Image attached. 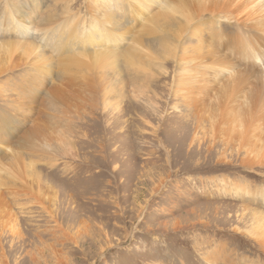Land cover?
<instances>
[{
	"label": "rangeland",
	"instance_id": "374dc122",
	"mask_svg": "<svg viewBox=\"0 0 264 264\" xmlns=\"http://www.w3.org/2000/svg\"><path fill=\"white\" fill-rule=\"evenodd\" d=\"M9 2L21 13L34 6L36 12L29 14L35 22L47 15L50 22L68 20V28L73 19L83 18L73 26L83 32L89 28L95 36L107 34V25H89L90 0H0V20L1 12L14 10L6 7ZM232 2L239 0L124 2L125 10L138 9L128 25V16L118 13L115 27L124 40L120 37L113 48L111 38L73 51H87L90 57L101 48L120 55L115 68L121 89L113 80L105 90L94 68L75 73L73 65L76 69L66 73L56 65L60 55L44 43L48 38L21 21L19 12L8 18L9 27L0 23V264H208L207 251L219 245L229 258L237 255L236 262L243 255L264 263V253L246 233L260 225L253 215L264 211V203L244 189H264L263 145L251 155L261 168L250 169L251 164L242 163L248 158L246 145L234 141L233 134L234 125L242 124L239 111L255 113L241 102L251 84L264 79V32L242 48L234 23L218 19L220 12H230ZM103 11L100 3L98 19ZM19 23L21 32L14 31ZM197 26L211 27L202 36L213 43L212 54L200 61H223L225 68L200 99L190 97L195 106L188 109L175 93L176 75L179 48L191 37L186 30ZM172 32L171 40L182 36L168 59L162 52L170 42L156 38ZM134 38L149 46L142 48ZM230 38L234 43L228 46ZM22 41L35 48L15 47ZM9 48L13 61L23 54L35 66L51 61L40 84L37 67L29 72L28 60L10 65ZM230 49L237 55L229 63ZM65 50L63 55L69 53ZM127 52L142 57L127 63ZM244 53L245 61L262 67L250 69L252 74L240 72ZM256 56L262 61H255ZM59 68L62 76L57 77ZM29 73L35 81L29 80V87L38 85L30 113L10 116L16 82L27 80ZM145 84V93L135 97V88ZM52 86L60 87L58 97L49 95ZM224 177L231 181L226 193Z\"/></svg>",
	"mask_w": 264,
	"mask_h": 264
},
{
	"label": "bare ground",
	"instance_id": "6f19581e",
	"mask_svg": "<svg viewBox=\"0 0 264 264\" xmlns=\"http://www.w3.org/2000/svg\"><path fill=\"white\" fill-rule=\"evenodd\" d=\"M90 1H91V5L93 6H92V11L89 12L90 15H88L90 16L89 25L93 24L94 21H96V24L98 25V27L100 26V28H103V29L105 28V25H107V30H106L107 34L105 33L106 34L105 36L103 35L104 32L98 31V34L95 36L94 33H91V31H89L88 27H86L88 28V31L85 29V31L83 32L82 29H79V28L77 29V27L73 26V23L76 21H77L76 25L80 24L81 21L84 22L83 18L77 19L76 21L73 19L72 23L69 24L68 28H65L66 25H64L66 23H69L68 20L59 22V19H55L53 22H50L47 15H41L40 18L36 20L37 22H35L34 17H30L32 13L34 14L36 12V9L34 8V6L33 8L30 7L29 9V12H32V13L29 14V12H27L28 9L21 13L19 12L20 10L15 9V6H13L12 3L10 2L7 3L6 7L14 8V10L12 11V13L9 11L1 12L2 18L0 20V23L6 24L7 25L6 27H9V22H7L8 18H11V19L14 18L13 16H15L19 12L18 17L21 18V21L25 22V24H27V26H29L30 28L33 27L36 32L38 33L40 32V34L43 33L44 34L42 36L43 40L44 38H48L46 41H44V43H46L47 46H50L51 44L56 54L60 55L58 57L60 59H57L56 65H60V68L65 67L63 70L66 71V73H68L71 67L75 69L77 67V70L75 73H78L82 70L87 71V72H92V70L95 69L96 72L99 75H101V77L99 78V83L102 86H105V90H108V88L106 87L112 86L115 83V82L112 83L113 80L118 81L117 84L119 85V88L121 89L123 84H122V81L119 80V78L121 79V77L119 73L116 72V68H115L116 62L118 61L120 55H115L112 51L101 49V48L99 49L100 52L98 50H96L95 53L92 52L90 54V57L86 55L87 51H84V52L82 51L73 52V51L74 49L77 48V46L82 47L85 44H89L93 46V45L99 44L100 41H103V40L107 42L109 41V39L111 40V38L114 39V41L112 42V48H113L115 46V42H117L120 39V37H121V40H124L123 39L124 37L122 36V34L118 33L119 28L115 27L116 26L115 21L118 19L119 17L118 13L121 11L124 16L125 15L128 16L126 17V20L128 22L127 25L130 24L132 20L135 21L134 18H132V14L138 15V9L135 8L134 10L130 11L129 9L126 8L125 10L123 8V4L124 2L129 3L131 1L136 2L138 0H126V1L125 0H90ZM113 2H116V4H113ZM100 3L104 11H103V14L100 16V18L98 19L96 15V11L98 8H100ZM87 9L88 10L91 9V6H89V8ZM70 17H72V15ZM223 18H225L229 22L232 21L235 27L238 28L240 32L239 45H241L242 48L246 49L252 43L250 39L254 40L256 39V37H260V33L264 32V0H239V2H232L230 5V12H220L219 13L218 19H223ZM21 26L22 24L19 23V25H16L13 30L17 32L18 31L21 32L20 31L22 28ZM209 28L211 27L201 28L197 26L194 28H187L186 33L190 34L191 36L190 40L187 43V45L186 44L184 45L182 49L179 48L180 50L179 61H180L181 68H179V73L176 75L177 86H176L175 93L181 96V97L179 96L181 98V104L184 107H187L188 109L195 106V104L191 102L190 97H195V99L197 100L200 99L203 93L207 91L208 89L207 85L209 83L210 84L216 83L220 75H222L223 69L225 68V62L223 61L213 60V61L206 62L204 64L200 61L201 56L203 55L209 56L212 54V51H210V49H212L213 43L209 42L206 36H202V35H205L206 30H209ZM26 29L27 28L25 27V30ZM26 31L23 32V35H25V37L27 35ZM182 31H179V32L181 33ZM63 34L65 36L61 37V42L60 43L57 42L54 44V41L56 40V38L58 37L57 40L60 41L59 36H62ZM172 35H173V32L168 35L159 36V39L158 37L156 38V40H159V41L165 40V41L170 42L171 47L168 48L167 50H163L162 52V54L166 56V58L168 59H171L169 58L170 56L173 57L172 48L174 49L179 44V39L182 36V34H180L175 37V40H171ZM97 36L99 37L98 40L96 39ZM139 40H136L134 38L132 42L139 43V45H141L142 48L149 46L146 44L143 45L142 40L140 41ZM233 43H234V39L230 38L227 45L230 46ZM106 45H104V48L106 47ZM15 47L24 48V49L26 48L27 51L35 48L33 46V42L30 43L27 41L18 42L15 45ZM64 47L66 48L65 51H69V53L66 52V55L62 54L64 52ZM146 50H149V49H146ZM11 51L12 50L9 48V54L8 53L6 54L7 56L6 58L9 59V63H11L10 65L13 68L20 66L18 65L20 64L18 63L20 60H21V65H25L26 62L24 60H28V57H30L28 56V54H23V57L19 56V58L16 61H13L11 60L13 56L12 55L13 53H11ZM229 51L231 52V56H232V57L228 56V62L230 63L234 61V60H231V58L234 59L233 57H235L236 53L234 52L233 49H230ZM40 56L41 55L39 53V55H37L36 58ZM61 57L66 58V60H61ZM141 57L142 56H140V54H137V58L133 55L131 56L130 52H127V55H125V58L127 59L126 60L127 63H132V61L137 60ZM242 57H243L242 64H241L242 69L240 72H242L243 70H248V71L250 69L254 70L261 66L256 63H249L245 61L244 58L247 57L246 53H244ZM250 57L254 58V55H251ZM85 58H88V61ZM147 58H148V61H152L153 59H155L151 55V51L148 52ZM258 60L260 62L262 61L260 56L255 57V61H258ZM28 62H29L28 64L31 66L29 72H31L33 68L37 67L36 70L38 74L35 76V80H37V84H40V81L46 77L45 75L46 73L43 72L45 65L49 64V62L51 61H48V60L46 62L44 61L45 65L40 64L37 66L33 65V62H31V60H28ZM171 63L167 62L165 64H171ZM73 65H75L76 67ZM250 65H253L255 67L251 68ZM60 68L58 69L56 73L57 77L62 76V72L60 71ZM4 69L6 68L4 67ZM203 71H206L207 73L203 74ZM259 72H262V71H259ZM242 73L247 74L248 72H242ZM249 73L252 74L253 72L249 71ZM48 76H49V73H48ZM246 77L243 76L241 78L244 79ZM255 77L257 76L255 75ZM22 78L20 79L19 82H16L17 84L15 86V89H13L14 100L9 105L10 116H12V113L13 114L15 113V115H20V116H24L26 113L27 114L30 113V111H27V109L30 108L32 102L34 101V98L37 95L36 88L38 85H36V88L33 89L29 87L30 83H28L32 80L33 82H35L34 76L31 74L28 75L27 80L22 79ZM261 78L263 79V76ZM65 79H68V78H65ZM258 79L260 78H257L256 82L257 81L259 82ZM68 84L69 82L61 86L65 88V87H68ZM259 84L260 85H256L252 83L251 87L249 88L248 94L242 97L243 101L241 102V105H247L248 107L252 108L255 113L239 111V114L242 117L240 118V122L242 124L234 125V130H233L234 141H238L241 145L243 144L246 145L248 158H247L246 163L244 161H242V163L245 166L248 164H251L252 166L250 169H252L253 166H258V168H261L259 165H256L255 162L251 161V155L255 153L256 148L261 145H263L261 146V149L264 150V79ZM88 87L90 88L89 90L91 91L92 85H88ZM146 89H147V85L145 84L142 87L135 88L133 93L135 97L139 95H143L145 93L144 90ZM59 92H60L59 86H54V87L52 86V88L50 87L49 95L53 96L54 94L55 96L53 97H58ZM49 100H51V98ZM57 102L59 105L60 103H64V101L59 102L58 100L56 101V103ZM49 103L50 105H53L52 103H55V101L54 102L52 101V103L49 101ZM40 104L41 106H43V103L40 102ZM176 108L177 106H175V109ZM13 118L16 119V117H13ZM230 135L231 134H229L228 137H230ZM230 183L231 181L228 180L226 177L222 179L224 193L229 192L227 190V187H229ZM236 185H239V184H236ZM244 189L246 191L245 192L246 194H251V196L260 198L261 202L264 203V189H262L261 187L259 188L256 185H254L253 188L252 187L250 188L249 186L246 185ZM254 202L255 201H253V203ZM262 206L264 207V205ZM253 221L259 222L260 225L255 226L253 224L251 228L249 227L247 228L248 230L246 231V233H248L251 237H253V239H255L254 241L259 245L261 251L264 253V211L255 213L253 215ZM225 251H222L220 245H219V248H217V250H215V247H214L212 250L207 251L205 261L208 264H256L259 261V257L250 259L248 257H244L243 255H240L239 257L241 258H239L238 262H236L237 255L233 257L234 259L233 258L231 259L229 258L228 255L225 254ZM223 256L225 258H222ZM259 264H264V263L263 261H260Z\"/></svg>",
	"mask_w": 264,
	"mask_h": 264
}]
</instances>
